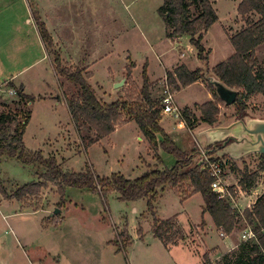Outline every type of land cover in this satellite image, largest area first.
<instances>
[{
  "label": "rangeland",
  "instance_id": "rangeland-1",
  "mask_svg": "<svg viewBox=\"0 0 264 264\" xmlns=\"http://www.w3.org/2000/svg\"><path fill=\"white\" fill-rule=\"evenodd\" d=\"M168 1L0 0V113L20 110L21 116L28 114L23 135L28 152H39L44 159L54 158L64 173H82L89 168L98 178L120 174L134 180L153 167L164 170L174 165V158L164 153L158 143L153 149L147 148V142L138 141L143 136L127 117L122 120L127 123L117 126L99 143L82 142L85 137H93V132L76 127L63 101L55 103L45 99L46 94L54 97L57 92L63 100L76 94V88L55 71L53 51L64 65L92 72L88 83L102 105L139 98L143 69L153 100L163 98L166 71L172 73L179 66L189 71L202 69L203 73L208 69L205 77H213V69L234 54L229 37L246 27L245 19L237 14L241 0H210L217 21L201 42L207 55L205 64L198 59L189 36L183 35L177 40L168 38L170 25L159 14V9ZM35 20L43 23L53 47L44 45V50ZM256 20L252 17V21ZM255 53L258 63H262L264 45ZM86 64L89 66L85 67ZM120 81H124L123 86L114 89ZM199 85L174 89L175 104L189 107L195 114L194 119H198L201 105L214 100L213 92L206 88L210 91L209 97ZM11 87L14 90L22 87L24 95L33 101L20 103L15 95L8 94L13 90ZM246 105L249 117L264 119V100L260 96L249 98ZM164 116L166 119L161 120L160 126L168 135L173 133L175 140L188 133L189 146L203 153L208 148L211 151L219 145L221 148V142L205 145L207 135L202 133L209 129L205 124H195L191 132L181 131L178 129L181 118ZM234 119V108L222 106L214 127H225ZM228 152L229 148L220 149L212 157H228ZM231 163L239 172L244 167L256 172L260 158L243 156ZM231 163H226L223 172L224 185L235 189L239 177L230 171ZM42 171L37 165L24 166L0 157V187L10 195L36 182ZM258 173L248 196L242 192L228 200L239 214L264 193V173ZM161 194L153 204L155 217L166 220L177 216L183 227L180 233L173 231L169 236L166 250H172L171 256L167 255L170 264H218L224 257L231 259L246 231L244 222L231 235L222 238L213 226L207 228L210 219L201 225L206 217L201 213L200 195L183 200L170 189ZM58 205L61 209H57ZM56 209L59 214L50 217ZM152 227L153 216L144 199L125 203L118 200L116 193L101 195L68 188L62 203L57 188L49 185L38 196L17 202L4 200L0 191V264H167L158 254L160 245L152 234ZM123 230L132 239L128 246L122 237Z\"/></svg>",
  "mask_w": 264,
  "mask_h": 264
},
{
  "label": "trees",
  "instance_id": "trees-1",
  "mask_svg": "<svg viewBox=\"0 0 264 264\" xmlns=\"http://www.w3.org/2000/svg\"><path fill=\"white\" fill-rule=\"evenodd\" d=\"M159 14L170 25L168 38L189 36L191 44L197 50L198 59L205 64L207 55H205L206 51L201 42L209 28L217 21L210 0H170L159 9ZM237 14L245 19L246 27L229 37L234 54L216 66L211 73L223 85L238 92L237 99L232 105L235 110L234 120L248 116L246 101L249 98L260 96L264 100V61L260 65L255 53L258 47L264 45V0H241L237 7ZM252 17H256L257 20L252 21ZM36 21L35 25L43 45L53 47L43 23ZM53 55L58 76L76 88L75 95L65 98V104L74 124L79 130L86 128L87 131L93 132V137H85L82 142H87L88 145L99 143L113 133L117 126L127 123L122 121L123 117H127L128 121L135 123L150 147L155 148L158 143V147L164 153L174 158V165L170 169L150 170L134 180L127 179L120 174L109 178H98L89 168L82 173H64L54 158L44 159L41 153H31L25 149L23 135L28 123V114L21 116L20 110H16L15 113L2 112L0 113V157L15 160L24 166L37 165L43 170L36 182L18 188L10 195L0 187L4 200L21 202L25 198L38 196L49 185L57 188L62 203L65 199V190L68 188L101 195L105 192L116 193L118 200L125 203L144 199L153 216L152 234L155 239L166 246L169 243L170 234L173 231L180 233V229L175 217L165 221H159L155 217L154 202L166 189L173 190L183 200L198 194L203 202L202 215L207 214L211 218L216 231L228 236L241 222H244L245 228L250 229L254 235L252 241L240 242L237 251L231 255V259L224 257L218 264H264V193L249 209L243 210L240 214L228 201L232 199L218 198V195L211 189L213 177L209 172L201 170L200 162L203 151L189 146L190 134L186 133L182 139L175 140L160 126L162 100L151 99L145 69L142 73L139 98L127 101L118 100L102 105L88 84L91 74L80 67L73 69L64 65L55 51ZM130 71L129 69L128 77ZM205 73H208V69H205ZM205 73L202 69L189 71L185 66H179L172 73L167 72L165 76L173 94L174 89L178 91L179 87L186 88L198 81L205 83L214 94V100L199 107L200 117L198 119H194V115L187 108L180 113L181 122L184 123L188 132H191L197 123L205 124L209 128L214 127L218 122L220 107H225L217 98ZM13 91L20 103L33 101L32 97L24 95L22 87L17 90L13 89ZM2 106L5 105L2 103ZM210 149L208 148L204 153L207 152L212 162H223L225 166L231 163L228 157L213 158L212 154L218 150L211 151ZM259 158L260 164L256 172H250L246 167L239 172L234 163H231L230 171L239 177L237 188L241 192L251 191L258 179V172L264 173V156H259ZM237 188H227L233 199L238 194ZM57 209H61V206L58 205ZM125 230L122 232V237L128 246L131 239Z\"/></svg>",
  "mask_w": 264,
  "mask_h": 264
},
{
  "label": "water",
  "instance_id": "water-1",
  "mask_svg": "<svg viewBox=\"0 0 264 264\" xmlns=\"http://www.w3.org/2000/svg\"><path fill=\"white\" fill-rule=\"evenodd\" d=\"M213 86L217 98L225 107L232 106L238 96V92L229 89L213 77L207 78ZM124 81L114 85V89L122 87ZM60 101V98H57ZM207 135L208 146L213 142H221L222 151L229 148L227 154L231 160H239L243 156L258 155L264 156V119H254L246 116L242 119L234 120L225 127H213L203 131ZM207 154V152H206ZM59 214V210L53 211L50 217Z\"/></svg>",
  "mask_w": 264,
  "mask_h": 264
},
{
  "label": "built area",
  "instance_id": "built-area-1",
  "mask_svg": "<svg viewBox=\"0 0 264 264\" xmlns=\"http://www.w3.org/2000/svg\"><path fill=\"white\" fill-rule=\"evenodd\" d=\"M167 80H165V88L163 90V98L161 99L162 103V114L170 115L175 119H180V110L176 108L174 103V94L171 92V88L168 87ZM10 96H14L15 92L10 90L8 92ZM181 122V121H180ZM203 153V152H202ZM201 170L207 171L213 177L214 181L211 184V189L218 195L219 199L233 198L230 196L227 187L224 185L223 172L225 169V163L221 162H212V159L206 154L201 155ZM238 194L240 190L237 188ZM246 231H243L241 235V242H250L254 239V235L250 229L246 228ZM220 237H225L223 233L220 234Z\"/></svg>",
  "mask_w": 264,
  "mask_h": 264
},
{
  "label": "crops",
  "instance_id": "crops-1",
  "mask_svg": "<svg viewBox=\"0 0 264 264\" xmlns=\"http://www.w3.org/2000/svg\"><path fill=\"white\" fill-rule=\"evenodd\" d=\"M30 22V21H29ZM36 27V26H35ZM36 31H37V29H36ZM38 33V32H37ZM178 38H176V39H174V40H177ZM41 45H42V47L44 48V45H43V43H42V41H41ZM44 50H45V48H44ZM89 65H85V67H88ZM175 69V68H174ZM173 69V70H174ZM87 72V71H86ZM168 71H166V73H167ZM172 72V71H171ZM88 73H89V71H88ZM90 74H91V78H92V72H90ZM91 78L89 79V80H91ZM148 78V77H147ZM63 80V79H62ZM63 81H65V80H63ZM67 82V81H66ZM68 83V82H67ZM89 84V83H88ZM195 84H200L199 86L200 87H203V88H207L206 86H204V84L201 82V81H198V82H196V83H194V84H192V85H195ZM192 85H190V86H188V87H186V88H182V90L183 89H187V88H189V87H191ZM62 90H63V86H62ZM206 92L208 93V95H209V97H210V91L209 90H207L206 89ZM180 93V91L177 93V94H179ZM58 94H59V92H57L56 94H55V96L54 97H52V95L51 96H47V94L45 95V99H47V100H50V101H54L55 103H57V102H59V100L57 99V98H59V96H58ZM210 100V99H209ZM60 101H63L64 103H65V100H63V99H61L60 98ZM174 103H176V100L174 101ZM177 104V103H176ZM175 104V106H176V108L177 109H179V110H182V109H185L184 107L182 108V107H179L178 105H176ZM182 108V109H181ZM187 109H190L189 107H186ZM194 116H195V114L194 113H192ZM199 117H200V114H199ZM198 117V118H199ZM162 119H166V117L164 116V117H162L161 118V120ZM161 122V121H160ZM137 128V127H136ZM138 129V128H137ZM163 129V128H162ZM173 129V128H172ZM178 129H180L181 131H184V130H186V128H185V126H184V123L183 122H180V124H179V126H178ZM164 130V129H163ZM174 130V129H173ZM165 131V130H164ZM173 133H171V135H172ZM141 137V136H140ZM138 138V141L140 142V143H144V142H147L143 137L142 138ZM148 147H150L149 146V144H148V142H147V148ZM151 148V147H150ZM154 149V148H153ZM156 149V148H155ZM157 158H158V160H157V163L159 164V162H160V157H159V155H158V152H157ZM156 163V164H157ZM154 169H158V167H153L152 168V170H154ZM158 170H160V169H158ZM148 172V171H147ZM146 173V172H145ZM224 183H225V178H224ZM238 187V186H237ZM239 189V188H238ZM252 190V189H251ZM250 192L251 191H249L248 193H245V195L246 196H248L249 194H250ZM264 192V191H263ZM240 193L242 194V192L240 191ZM263 194V193H262ZM261 194V195H262ZM162 195V194H161ZM260 195V196H261ZM161 197V196H160ZM257 199V198H256ZM256 201V200H255ZM203 207V206H202ZM201 213H202V211H201ZM207 214H205V219H202L201 220V225H203L204 226V220L205 221H207V218L208 219H210V222H208V226H207V228L208 229H210V228H212V226H213V223H212V220H211V218L208 216ZM175 218H176V223H177V226L179 227V229L180 230H183V227H181V224L179 223V221H178V219H177V216H174ZM171 218H173V217H171ZM171 218H168V219H166V220H169V219H171ZM158 219V218H157ZM188 219V218H187ZM159 221H165V220H160V219H158ZM203 223V224H202ZM187 226H189V220H187ZM214 227V226H213ZM184 232V231H183ZM139 235V234H138ZM129 237H130V235H129ZM141 238V237H140ZM130 239H131V237H130ZM155 240V239H154ZM157 241V240H156ZM131 242H132V239H131ZM131 242H130V244H131ZM158 243H159V245H160V247H158L159 248V250H158V254H159V256L160 257H162L163 258V260L167 263V264H170V260L168 261V257H167V255H170V252L172 251L171 249L168 251V250H166V246H163L159 241H157ZM174 247H178V246H176V245H174ZM174 249V248H173ZM171 256V255H170ZM170 256H169V258H170ZM206 258V257H205ZM204 263H206V262H204Z\"/></svg>",
  "mask_w": 264,
  "mask_h": 264
},
{
  "label": "flooded vegetation",
  "instance_id": "flooded-vegetation-1",
  "mask_svg": "<svg viewBox=\"0 0 264 264\" xmlns=\"http://www.w3.org/2000/svg\"><path fill=\"white\" fill-rule=\"evenodd\" d=\"M215 148H217V149H215V150H220V145H219V146H216Z\"/></svg>",
  "mask_w": 264,
  "mask_h": 264
}]
</instances>
